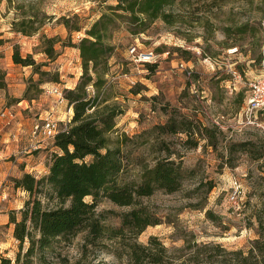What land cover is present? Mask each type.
<instances>
[{
  "label": "rangeland",
  "instance_id": "rangeland-1",
  "mask_svg": "<svg viewBox=\"0 0 264 264\" xmlns=\"http://www.w3.org/2000/svg\"><path fill=\"white\" fill-rule=\"evenodd\" d=\"M25 1L37 2L47 13L42 32L60 38L56 44L60 54L50 60L41 52L39 33L26 36L12 31L10 21L14 10L7 13L4 2L0 8V35H4L0 37V64L2 68H9L7 54L17 43L21 54H33L37 63L48 64L43 66L45 70L59 72L60 82H44L39 86L41 92L44 91L42 86L46 87L41 101L31 104L23 112L27 118L25 125L28 124L25 138L30 139L32 127V134L40 139L46 136L34 134L33 127L37 122L50 119L57 124L63 123L58 115L63 116L67 103L53 93L54 87L73 88L82 74L79 75L81 58L78 60L73 43L85 36V29L117 0ZM192 2V12L188 14L191 16L186 18L185 24L168 25L158 19L139 35H132L125 27L115 30L109 41L115 48L110 59L112 69L107 76L112 81L109 102H115L124 110L117 116L116 128L110 137L129 138L127 143H121L123 179L140 181L145 165L168 155L169 148L174 153L172 158L181 160L185 168L182 187L172 193L157 190L140 198V204L131 206H122L102 197L97 211L103 216L105 235L92 242L89 230L79 232L69 243H63L55 254L47 253L50 264H130L129 244L137 242L148 246L151 237L163 243L177 263L184 260L187 264L210 263L206 262V256H196L201 248L204 255L210 252L216 256L215 248L219 246L225 255L232 256L237 251L248 254L256 240L264 247V93H260L259 101L248 103L253 95V84L264 80V0ZM188 9V5L174 7L184 14ZM66 16L70 17L71 23L82 24V31L70 32L59 20ZM245 23L249 29L244 36L232 33L226 37V27L237 28ZM230 42L234 45L227 46ZM133 45L139 51L153 50L159 54L154 69L134 61L129 51ZM232 47L238 51L231 52ZM206 56L213 65L204 61ZM180 62L186 64L192 74L181 69ZM26 69L29 78L36 82L39 73H35L32 66H26ZM232 69L241 74L242 80L231 92L227 82L235 80ZM5 74V70L0 72L1 82ZM31 92L36 93V88ZM15 103V98L8 101L9 106ZM50 107L56 112L60 110V114L53 117V113L48 112V115L46 112ZM181 115L214 128L215 144L193 134L199 142L189 146L186 132L161 133L155 129L172 117L181 125L184 119ZM46 138L38 149L31 146V141H26L28 147L21 152L25 156L28 155L26 150L34 153L40 165L38 176L45 174L43 168L48 167L52 151L59 150L53 138ZM237 142H252L255 150L233 149ZM165 145L168 148H164ZM11 157L15 158L16 154ZM25 195L27 197L28 192ZM17 196L16 192H11L6 200ZM39 197L55 206V201H48L45 193ZM86 200L91 201V197L87 196ZM141 206H147L160 223L147 225L139 234L125 228L120 236H113V231L121 226V213ZM13 245L14 250L11 245L10 249L4 250L9 252L5 256L15 257L18 242ZM256 254L253 264H264V250L262 254L258 251ZM217 257L222 258V255Z\"/></svg>",
  "mask_w": 264,
  "mask_h": 264
},
{
  "label": "trees",
  "instance_id": "trees-1",
  "mask_svg": "<svg viewBox=\"0 0 264 264\" xmlns=\"http://www.w3.org/2000/svg\"><path fill=\"white\" fill-rule=\"evenodd\" d=\"M4 2L7 13L14 10V17L10 21L12 31L26 36L39 33L41 52L50 60L57 58L60 53L56 44L60 38L42 32L48 15L38 7L37 2L0 0V8ZM192 3V0H117L115 4L108 5L106 11L85 29V36L73 43L80 52L82 74L75 87L63 90V96L72 106L73 114L70 121L59 124L60 129L54 138L59 150H53L50 154L47 173L38 176L27 171L21 176L12 177L14 186L28 192V196L22 208L9 212L18 251L14 258L1 255L0 264H50L48 252L55 254L63 243H69L74 236L85 230H89L90 241L99 240L106 232L103 216L97 211L102 197L122 206H131L140 204V198L152 195L157 190L172 193L182 187L185 168L181 160L172 158L174 153L167 145L164 148H168V155L155 158L152 164H146L140 181L128 182L123 179L125 170L121 143H127L129 138L124 136L119 140L110 137L116 128L117 116L124 110L115 102H109L112 81L107 76L112 69L110 59L115 48L109 41L115 30L125 27L132 35H139L158 19L168 25L185 24L188 20L186 18L191 16L188 14L192 12ZM178 5H188V13L174 10ZM59 20L70 32L82 31L84 28L82 24L71 23L67 16ZM248 29L249 25L245 23L237 28L226 27L224 33L226 37L232 33L244 36ZM230 45L234 44L227 43V46ZM12 55L16 64L32 66L40 76L36 82H33L32 77L29 78L23 98L38 97L41 93L39 86L44 82H60L59 72L45 70L43 66L48 64L37 63L33 54H21L17 43ZM146 64L151 69L156 67L155 64ZM89 85L94 87V93L87 90ZM4 86L0 81V87ZM33 88H36V93L31 92ZM181 117L184 118L181 125L172 117L155 129L161 133L186 132L189 146H196L199 142L193 134L215 144L217 137L214 128L193 118ZM253 146L252 142H237L232 148L255 150ZM260 152L262 154L263 150ZM209 188H212V184H209ZM42 193H45L48 201H55V206L44 202L39 197ZM87 196L91 197V201L86 200ZM121 214V226L113 231V236H120L125 228L139 234L147 225L160 223L147 206L135 207ZM150 243L148 246L137 242L129 244L130 264H187L184 260L177 263L172 259L168 248L158 243L155 237H151ZM254 244L246 255L241 251L232 253V256L225 255L223 249L216 246V256L210 252L204 255L202 248L196 256H206L209 264H253L256 251L262 254L264 250L259 241H254ZM218 255H222V258H218Z\"/></svg>",
  "mask_w": 264,
  "mask_h": 264
},
{
  "label": "crops",
  "instance_id": "crops-1",
  "mask_svg": "<svg viewBox=\"0 0 264 264\" xmlns=\"http://www.w3.org/2000/svg\"><path fill=\"white\" fill-rule=\"evenodd\" d=\"M3 36V34L0 35V37ZM12 50L13 49H11L7 54V64L9 68H2L0 64V72L3 70L6 71L5 77L2 80V83H4L5 86L0 87V188L2 192L0 195V205H2V209H0V243L3 245L0 248V256L5 254L9 255L8 251H4L8 248L10 249L9 245L13 247V250L15 248L13 244H15L16 238L13 232V224L9 222V212L13 209L22 208L24 200L27 198L25 191L21 190V188H16L13 185V181L11 182L10 180L12 177L21 176L27 171L33 172L37 175H39V173L41 174L40 171H37L40 168V165L38 163L39 161L34 158V153H31L30 150H26L28 153L26 156L21 153L26 149V147H28L25 142L31 141V146H33L34 149H38L42 146V144H44L40 142L47 139L46 137L39 139L34 136L32 134L31 126L30 139L25 138V130L28 124L25 125L27 118L23 112L31 104H34L36 101H41V97L45 93L46 87L42 86L44 91L39 94V97L34 99L23 98L28 86L27 83L29 82V74L26 66L22 67L14 62ZM75 52L77 53L78 60H80V52L77 48ZM80 69L81 71L79 72V75L82 73V68ZM78 78L79 76L77 79ZM10 98L17 99V103L9 106L8 101ZM48 112L53 113V117L60 114V110L56 112L54 107H50V110L46 112L49 115ZM68 116V106H66L65 113L62 117L58 115V118L61 122H65ZM20 140L24 141L21 143ZM12 154H16V157L12 158ZM43 170L44 173H47V165H45ZM11 192H16L18 195L17 198H13V200H6L8 194ZM15 203L20 204L14 206Z\"/></svg>",
  "mask_w": 264,
  "mask_h": 264
},
{
  "label": "built area",
  "instance_id": "built-area-1",
  "mask_svg": "<svg viewBox=\"0 0 264 264\" xmlns=\"http://www.w3.org/2000/svg\"><path fill=\"white\" fill-rule=\"evenodd\" d=\"M236 49H238V48L232 47V48H230V51L231 52L238 51ZM129 51L133 54L134 61L137 63H140V64H142V63L155 64V63H157V61L159 59V54L155 53L153 50L139 51L133 45L130 47ZM204 61L209 62L213 65V63L210 61V57H208V56H206L204 58ZM262 62H264V59L262 60ZM179 64H180L179 67H181V69L185 70L188 75L192 74V70L190 68H188V66L186 64H184L183 62H180ZM231 73L233 74V77H235V80H232V79L229 80L228 81L229 83L227 82V88H229L230 91L232 92L233 89H235L237 82L242 80V77H241V74L234 69L231 70ZM63 90H64V88L60 89V87L56 86L53 89V93H57L59 95V98L61 99V101H66L67 106L69 108L68 111H71L72 106L68 104L67 99L63 96ZM87 90L91 93H94V87L92 85H89L87 87ZM252 91H253V95L248 100L249 104L253 103L255 100L259 101L258 98H259L260 93L261 92L264 93V80H261L258 83H254ZM72 114H73V112L70 113L69 118L63 123L70 121ZM33 128H34L33 132L35 135L38 136L42 133L46 137L53 138V139L55 138L56 133L60 129L59 124H57L56 122H54L50 119H43L40 123L37 122ZM1 194H2V192H1V188H0V195ZM16 242H17V240H16Z\"/></svg>",
  "mask_w": 264,
  "mask_h": 264
}]
</instances>
